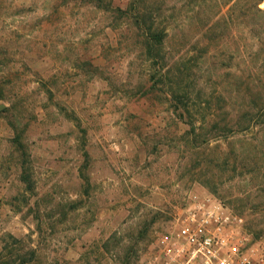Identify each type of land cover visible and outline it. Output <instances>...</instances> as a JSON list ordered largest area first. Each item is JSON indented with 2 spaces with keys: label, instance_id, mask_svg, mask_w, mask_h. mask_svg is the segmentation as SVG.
<instances>
[{
  "label": "rangeland",
  "instance_id": "374dc122",
  "mask_svg": "<svg viewBox=\"0 0 264 264\" xmlns=\"http://www.w3.org/2000/svg\"><path fill=\"white\" fill-rule=\"evenodd\" d=\"M132 1L0 0V264L31 249L29 264H143L192 197L264 245V115L211 127L259 107L264 13L237 10L219 37L212 0H147L166 32L159 72L116 11Z\"/></svg>",
  "mask_w": 264,
  "mask_h": 264
},
{
  "label": "built area",
  "instance_id": "2783aa9c",
  "mask_svg": "<svg viewBox=\"0 0 264 264\" xmlns=\"http://www.w3.org/2000/svg\"><path fill=\"white\" fill-rule=\"evenodd\" d=\"M143 264H264L240 217L209 197H192L160 233Z\"/></svg>",
  "mask_w": 264,
  "mask_h": 264
},
{
  "label": "trees",
  "instance_id": "16d2710c",
  "mask_svg": "<svg viewBox=\"0 0 264 264\" xmlns=\"http://www.w3.org/2000/svg\"><path fill=\"white\" fill-rule=\"evenodd\" d=\"M147 0H134L132 1L128 8L126 10H122L120 8H117L116 11L119 12L120 16L127 15L128 11H130V14L128 15V18L131 19V26L135 30V33L138 35L137 37L140 39V45L142 48V52L146 59L150 61L153 66L158 67V71L162 72L164 70V66L160 63V66H158V61L164 62V40L166 37V32L164 29L158 28L155 26V23L150 21L147 22L146 19V12L147 10L145 7V2ZM228 1V0H224ZM230 5L227 8L226 14L224 13L222 15L220 4H218V0H212V3L214 4L212 8H215L216 6H219L218 9L212 10L210 7V17L205 22L206 31L210 29V33L213 35L214 33L220 37L221 33L220 31L213 32L216 27L219 25H223L224 27L227 26V21L230 19L232 21V17L235 15V12L238 10L241 15L244 17L249 16L250 11L255 9L257 12L264 13V10H260L257 6L259 4V0H229ZM222 6V5H221ZM122 16V17H123ZM230 23V22H229ZM231 24V23H230ZM264 55V53H263ZM261 62L264 64V56L262 57ZM165 63V62H164ZM264 67V66H263ZM259 69V68H257ZM264 69V68H260ZM166 74L170 75L169 70H165ZM159 72H155L159 76ZM248 78L251 79L252 73H248ZM264 75V74H263ZM264 77V76H263ZM264 79V78H263ZM174 93V92H173ZM173 99L176 103H179L180 98L177 97V93L172 95ZM259 107H257V110L253 113L252 108L247 107L244 110V120L243 122H233L231 124V120H225V119H218L216 120V117L221 112L215 113V118L212 121L211 127L212 128H218L219 132H245L248 131L252 124L255 122V118L260 114L264 115V96L259 98ZM220 121V122H219ZM221 123V124H220ZM13 144L16 145V147L21 149L22 143L19 142L18 139L13 140ZM23 150V148H22ZM26 157V152L20 151V163L23 164V159ZM20 180L22 183L25 184V188L27 191H30L32 186L30 185L29 177L25 173L20 174ZM24 255H28V260H23L21 264H29L30 261H33L37 257V250L31 249L24 253Z\"/></svg>",
  "mask_w": 264,
  "mask_h": 264
}]
</instances>
